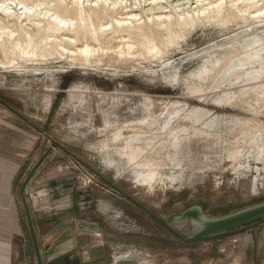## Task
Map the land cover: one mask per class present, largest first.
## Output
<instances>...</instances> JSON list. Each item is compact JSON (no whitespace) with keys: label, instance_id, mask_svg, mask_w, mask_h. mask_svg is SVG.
<instances>
[{"label":"rangeland","instance_id":"rangeland-1","mask_svg":"<svg viewBox=\"0 0 264 264\" xmlns=\"http://www.w3.org/2000/svg\"><path fill=\"white\" fill-rule=\"evenodd\" d=\"M257 23L241 22L227 28L212 24L197 28L185 33L184 37L180 35L176 39L179 44L166 57L148 58L146 61L138 59L126 66L106 61L105 68L77 70L69 65L55 64L54 71L49 70L47 74L46 70L37 72L31 66L28 73L23 74L9 73L10 70L0 68V109L3 111L0 122L7 125L6 117H10V120L29 125L38 139L37 155L41 157L53 142L63 147L52 148V156L46 159L45 181L51 182L68 174L74 190L77 187L89 188L98 198L103 190H110L117 197L111 199V209L98 207L77 212L79 203L71 195L69 208L64 210L63 207L61 212V206L57 207L61 202L56 201L59 198L53 188L43 185L33 189L29 183L24 199L34 227L41 230L42 236L38 234L36 238L43 264L76 262L70 259L52 261V256L44 252L43 234L50 228L49 222L65 218L74 223L77 217L83 216L101 221L103 230L110 237L114 255L123 260L126 257L131 264H212V260L216 264L223 258L217 250L260 246L264 239V224L222 240L184 244L108 184L116 186L184 238L193 237L198 230L192 219L184 223H176V219L193 207L201 208L210 219H222L264 204V82L240 95L238 86L236 89V86L232 88L229 85V74L223 75V80L214 76L206 84L191 76L206 59L218 58L221 47L245 45L254 38H260L264 45V23ZM62 66L66 68L60 69ZM253 67H259V64ZM175 73L178 80H170L168 76ZM85 88L100 93L89 96L85 94ZM201 90L206 93L204 99L197 94ZM226 92L236 94L234 105L219 102ZM145 103L151 105L149 110L144 109ZM168 103L186 104L190 108L188 111H208L210 118L218 117V121L207 134L195 135L193 123L183 117L178 118L179 125L187 127L190 132L182 134L181 145L175 148L174 137L160 129L165 119L161 115L165 114ZM155 118L157 121L160 119L157 125H144L126 133H139L140 140L136 145L142 146L145 154L137 163L127 161L118 153L124 148V141L116 144L117 147L110 145V148L102 143L110 142L116 129L124 124L141 119L153 121ZM145 162L155 163L154 168L161 176L155 182L153 192L148 194L145 188H137L133 179L139 170L137 164ZM30 173L26 172L13 183L17 197H20ZM167 177L175 178L173 184H169ZM87 178H92L89 185L82 182ZM45 188L53 191L47 197H52L49 201L51 208L46 209L45 202L33 207L32 200L37 199ZM13 205L10 210L0 208V218L4 221L7 215H12L22 220L27 248L21 247L19 251L12 246L10 256L0 255V264H37L21 197ZM208 249H213L212 256H209Z\"/></svg>","mask_w":264,"mask_h":264},{"label":"bare ground","instance_id":"bare-ground-1","mask_svg":"<svg viewBox=\"0 0 264 264\" xmlns=\"http://www.w3.org/2000/svg\"><path fill=\"white\" fill-rule=\"evenodd\" d=\"M241 22L264 23V0H0V68L23 74L32 67L37 72L46 70L47 74L55 64L69 65L77 70L105 68L106 61L126 66L138 59L166 57L179 44L176 39L180 35L184 37L188 31L212 24L227 28ZM221 49L218 58L206 59L191 76L206 84L214 76L223 80V75L229 74V85L236 86V89L238 86L240 95L264 82V45L260 38L245 42V45ZM256 64L259 67H253ZM171 69L175 68L171 66ZM178 77L177 73L168 76L172 81ZM96 92L90 88L85 90L89 96L100 93ZM229 93L222 94L219 102L234 105L236 94ZM197 94L202 99L206 97L203 90ZM144 98L149 100L146 96ZM147 103L144 104L145 110L151 106ZM188 109L186 104L168 103L165 114L161 115L165 119L160 129L174 137L175 148L180 147L182 134L190 132L187 127L179 125L178 118L192 122L195 135L207 134L218 121V117L210 118L208 111ZM158 121L155 118L153 121L129 122L116 129L110 142L102 143L110 148V145L116 146L124 141L125 146L118 153L127 161L136 162L145 150L136 145L140 140L139 133L135 131L129 135L127 131L148 124L157 125ZM198 126L201 129H197ZM155 165L152 162L137 164L139 170L135 171L133 178L135 186L145 188L147 194L153 192L160 176ZM168 180L173 184L175 178Z\"/></svg>","mask_w":264,"mask_h":264},{"label":"crops","instance_id":"crops-1","mask_svg":"<svg viewBox=\"0 0 264 264\" xmlns=\"http://www.w3.org/2000/svg\"><path fill=\"white\" fill-rule=\"evenodd\" d=\"M2 112L0 109V113ZM6 120L7 125L0 122V208L10 210L14 207L13 202H19L20 197L24 203L21 193L20 197L16 196L13 183L26 172L32 171L44 155L43 157L37 155L38 139L34 136L29 125L20 123L16 119L10 120V117H6ZM50 156L52 155H49L47 159ZM45 161L35 173L29 187L36 189L44 185L53 188L56 193L55 196L59 198L56 201L61 202L57 205V207L61 206V212H63V207H65L64 210L69 208L68 198L71 195H74L77 198V203H79L76 209L77 212L86 209H97L98 207L111 209V199L117 197L110 190H103L104 193L99 196L100 198L92 193L93 190L89 188L77 187L74 190V183H70L72 178L68 174L56 177L51 182L45 181ZM26 194H28V189ZM31 204L33 207L37 206L35 199L32 200ZM5 218L4 221H1L0 218V225H2L0 226V248L4 247L0 249V255L8 257L11 254L12 246L19 251H21V247L27 248V240L22 220L12 215H7ZM49 223L50 228L43 234V244L44 252L52 256V261L55 259L61 261L70 259L76 260V262H68V264H131L126 260V257L123 260L114 255L109 243L110 237L103 230L104 227L101 221L83 216L81 218L77 217V221L74 223L66 221L65 218L59 222L55 221L54 223L52 221ZM34 231L36 236L38 234L40 236L41 230L39 227H34ZM263 242L264 239L257 248L240 247L234 248V250L226 248L217 250L223 258L217 260L216 264H264ZM23 250L26 252L24 248ZM208 250H210L209 256H212L213 249ZM211 263L213 264V260ZM4 264H7V262Z\"/></svg>","mask_w":264,"mask_h":264},{"label":"water","instance_id":"water-1","mask_svg":"<svg viewBox=\"0 0 264 264\" xmlns=\"http://www.w3.org/2000/svg\"><path fill=\"white\" fill-rule=\"evenodd\" d=\"M54 147H59L63 149V147L59 143L53 142V146L44 154V157L39 161V163H37V165L33 168L31 173L25 180L23 187L21 189V194L23 198H24L25 191H26L28 184L31 182L35 173L38 171V169L41 167V165L50 155L51 150ZM108 184L112 187L113 190L118 192L129 202L133 203L134 205L142 209L146 214L152 217L158 224H160L162 227H164L169 232H171L175 237H177L184 244L204 243V242L222 240L228 237L236 236L238 234H242L247 231L256 229L257 227L264 224V204L257 206V207L250 208L243 212H240V213H237V214H234V215L222 218V219H210L203 214V211L201 208L193 207L189 209L188 211H186L182 216L176 219V223H184L188 221L189 219H192L196 229L198 230V232H196L193 237L184 238L182 235H180L178 232L173 230L166 223H164L159 218H157L149 210H147L142 205H140L137 201H135L134 199H132L131 197L123 193L121 190H119L116 186L112 185L111 183H108ZM24 207H25V211L27 214L32 238H33V245H34L37 264H43L38 241H37L35 231H34L33 221H32L30 211H29V208H28V205L25 199H24Z\"/></svg>","mask_w":264,"mask_h":264},{"label":"built area","instance_id":"built-area-1","mask_svg":"<svg viewBox=\"0 0 264 264\" xmlns=\"http://www.w3.org/2000/svg\"><path fill=\"white\" fill-rule=\"evenodd\" d=\"M88 180H84V179H82V182H84L85 183V185H89V184H91L92 183V178H87ZM93 186V185H92ZM52 190L51 189H47V188H45V189H43L42 190V194L41 195H38V198L37 199H35V201H36V204L37 205H39L40 204V202H45L46 203V205H47V208L46 209H49V208H51V204H50V200L52 199V197H50L49 199L47 198L48 196H51L52 195ZM44 198H46V199H44ZM43 199V200H42Z\"/></svg>","mask_w":264,"mask_h":264},{"label":"flooded vegetation","instance_id":"flooded-vegetation-1","mask_svg":"<svg viewBox=\"0 0 264 264\" xmlns=\"http://www.w3.org/2000/svg\"><path fill=\"white\" fill-rule=\"evenodd\" d=\"M152 213V212H151ZM153 214V213H152ZM148 215V214H147ZM149 216V215H148ZM152 218V217H151ZM153 219V218H152ZM171 233V232H170Z\"/></svg>","mask_w":264,"mask_h":264}]
</instances>
